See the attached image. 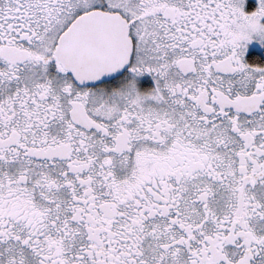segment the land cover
Listing matches in <instances>:
<instances>
[{
	"label": "snow or ice",
	"instance_id": "6c2138e0",
	"mask_svg": "<svg viewBox=\"0 0 264 264\" xmlns=\"http://www.w3.org/2000/svg\"><path fill=\"white\" fill-rule=\"evenodd\" d=\"M0 264H264V0H0Z\"/></svg>",
	"mask_w": 264,
	"mask_h": 264
}]
</instances>
